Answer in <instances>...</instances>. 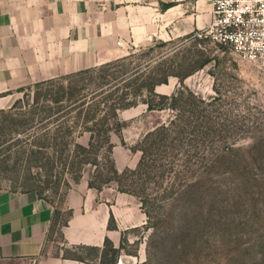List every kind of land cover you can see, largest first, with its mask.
<instances>
[{
    "label": "rangeland",
    "instance_id": "374dc122",
    "mask_svg": "<svg viewBox=\"0 0 264 264\" xmlns=\"http://www.w3.org/2000/svg\"><path fill=\"white\" fill-rule=\"evenodd\" d=\"M119 2L125 4L130 0ZM137 2L140 5L155 3L159 10L174 2L176 8H182L203 27L210 22L214 0ZM179 23L180 33L177 21L170 22L166 46H155L146 56L138 50L137 62L144 63L151 58L155 64L162 55L166 61L175 57L180 62L185 57L197 60L201 58L199 51L211 61L185 80L197 97L191 100L186 91L181 95L177 111H149L143 102L145 97L119 111L124 128L120 136L112 134L111 153L103 152V160H107L103 171L106 174L110 167L108 155L117 170L123 171L124 183L111 181L90 187L85 180L88 175L76 183L63 168V161L60 162L64 155L62 159L53 160L50 149L37 156L29 151L23 153L25 148L33 147L41 132L48 138L39 142L50 146L58 144L57 148L64 143L63 138L56 142L52 139L56 133L54 125L44 127L40 114L32 127L24 128L26 120L31 119L36 96H44L48 91L46 86L38 87L34 82L0 94V189L25 191L36 187L42 190L46 201L63 210V219L69 212L71 217L74 214L69 203L72 195L88 191L96 202L107 204L122 197L123 205L130 206L141 217L136 225H123L124 248L117 264H264V68L239 58L228 46L209 40L195 42L187 35L197 29L188 31V22ZM158 24L161 28L162 21L158 20ZM131 50L127 47V54ZM180 87L179 78L172 76L168 84L156 90L171 95ZM186 99L191 102L186 103ZM171 120L187 131L193 130L199 122L211 133L205 137L186 134L188 138H182L183 143L174 150L166 148L153 153L147 159L149 164L153 162V171L144 165L134 178L130 169H135L140 160L139 142L148 132ZM40 127L44 129L35 134ZM14 129L21 131L10 137L9 132ZM61 135L68 141L66 133L61 132ZM79 141L86 143L87 135ZM230 147L232 149L228 150ZM184 160L191 164L184 167ZM172 166L177 170L173 185L169 174ZM134 191L149 196L147 208L152 214L149 228H146V207ZM63 243L59 232H53L46 249L49 245L52 252L57 253ZM83 255L93 257L86 251ZM0 264L33 262L0 259Z\"/></svg>",
    "mask_w": 264,
    "mask_h": 264
},
{
    "label": "crops",
    "instance_id": "0c3cea01",
    "mask_svg": "<svg viewBox=\"0 0 264 264\" xmlns=\"http://www.w3.org/2000/svg\"><path fill=\"white\" fill-rule=\"evenodd\" d=\"M118 3L0 0V94L122 57L129 46L166 41L171 21H177L179 33L181 21L188 22V31L202 27L176 5L159 10L155 3ZM211 16L212 12L210 20ZM158 20L162 21L161 28ZM69 203L74 214L62 228L64 243L53 253L46 244L55 207L35 190L0 189V259L86 264L65 258L63 248L103 247L107 237L118 247L123 225H136L141 217L123 205L122 197L110 204L98 203L85 191L72 195ZM112 218L116 227H110Z\"/></svg>",
    "mask_w": 264,
    "mask_h": 264
},
{
    "label": "trees",
    "instance_id": "16d2710c",
    "mask_svg": "<svg viewBox=\"0 0 264 264\" xmlns=\"http://www.w3.org/2000/svg\"><path fill=\"white\" fill-rule=\"evenodd\" d=\"M173 5H175L174 2H169L164 5L163 9ZM192 36L193 32L187 35L195 42L207 41ZM167 44L168 41L159 40L156 45L133 47L129 54L103 64L36 82V86H46L48 91L44 96H40V94L36 96L35 103L30 111L31 119L26 120L24 128L32 127L36 117L40 114V120L45 121L43 123L44 127H48L49 124L54 125L56 133L52 139L56 142L63 138L64 143L63 146L60 144L61 147L57 148L58 144L57 146H50L46 142H39L41 139L46 140L48 138L42 132L38 134L39 131L44 129L40 127L37 128L35 133L38 134V141L31 149L25 148L23 153L29 151L30 154L37 156L50 149V159L53 160L62 159L64 155V160H60V162L63 161V168L76 183L83 177L85 178V175H88L85 180L88 181L90 187L100 186L111 181L124 183L122 180L123 171L119 172L117 170L115 163L110 160L108 155L110 167L107 169L106 174L103 171L106 169L105 161H107L103 160L105 157L103 152L111 153L114 146L112 134L115 133L120 136L124 128V122L119 118V111L134 106L142 97H145L143 102L147 104L149 111L163 109L177 111L179 109L178 102L182 100L181 95L186 91L190 94L191 100L197 97L195 92L185 84V80L211 61V58L202 57L199 51L198 55L201 58L197 60L185 57L184 61L180 62L175 57L170 61H166L162 55V59L155 64H152L154 61L151 58H148L144 63L137 62L138 50L146 56L155 49V46L164 47ZM172 76L179 78L181 87L171 95L157 92L156 88L162 84H168L169 78ZM191 100L186 99L185 102L188 103ZM201 125L205 124L198 122L193 130L187 131L176 121L171 120L169 124H161L148 132L139 142L138 149L141 150V157L138 165L135 169H130L133 176L135 175L134 178L137 177L140 168L144 165L151 168L150 172L153 171V162L149 164L150 161L147 160L151 158L153 153H159L160 150L166 148L174 150L176 145L183 143L182 138H188L187 135L205 137V135L211 133V130L206 131ZM20 131V129L11 130L9 136L12 137L13 134L20 133ZM61 132L66 133L68 141L61 135ZM86 135V143L80 142L79 139ZM191 140L188 139L189 142ZM191 145L194 146V144ZM231 149L232 147L228 148V150ZM57 154L59 155L57 156ZM205 163L207 164V162ZM189 164L191 163L188 160H184L182 165L185 167ZM173 167L169 170L171 181L177 175V170ZM67 183L69 184V182ZM174 183L175 180L172 181L171 185ZM28 190H35L40 197L44 198L42 190L36 187ZM134 193L139 196L143 206L146 207L145 212L148 216L146 228H149L152 224V214L147 208L149 196L148 194L146 196L137 194L135 191ZM62 215L63 210L55 207L48 237L53 232L58 231L60 237L64 240L62 228L68 225L71 212L64 219ZM110 227H116L113 218L110 221ZM123 248L122 242L117 247L107 237L103 247L77 245L63 248V256L86 264H117ZM84 251L92 254V259L83 255Z\"/></svg>",
    "mask_w": 264,
    "mask_h": 264
},
{
    "label": "built area",
    "instance_id": "2783aa9c",
    "mask_svg": "<svg viewBox=\"0 0 264 264\" xmlns=\"http://www.w3.org/2000/svg\"><path fill=\"white\" fill-rule=\"evenodd\" d=\"M192 37L228 46L239 58L264 68V0H214L210 22Z\"/></svg>",
    "mask_w": 264,
    "mask_h": 264
},
{
    "label": "clouds",
    "instance_id": "9594fccd",
    "mask_svg": "<svg viewBox=\"0 0 264 264\" xmlns=\"http://www.w3.org/2000/svg\"><path fill=\"white\" fill-rule=\"evenodd\" d=\"M228 3H231L232 0H227ZM259 47L261 48V50H264V42H262Z\"/></svg>",
    "mask_w": 264,
    "mask_h": 264
}]
</instances>
